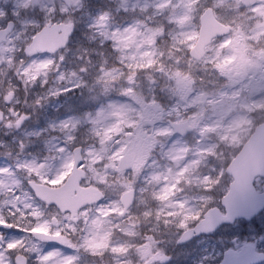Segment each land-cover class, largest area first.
I'll use <instances>...</instances> for the list:
<instances>
[{"label": "rangeland", "instance_id": "374dc122", "mask_svg": "<svg viewBox=\"0 0 264 264\" xmlns=\"http://www.w3.org/2000/svg\"><path fill=\"white\" fill-rule=\"evenodd\" d=\"M31 1L34 2L33 5H27L25 8L24 2H26V0H1V9L10 7L11 11L13 9L14 12H19V16L14 15L17 27L13 37L8 41L10 43L7 42L4 46L5 48L12 47L14 49V51L10 53L13 58V65L7 64V57L5 56L1 58L2 68L0 69V98H2L7 91L11 90L15 93L13 97L14 100L11 105H5L2 99H0V109L5 113V119H7L8 107H14L17 110H20L18 108L19 106L23 109V113L27 114V122L21 127L13 126L10 128L5 127L3 123L4 137H12L11 145L17 149L18 156L14 157L11 153L12 151L8 149L7 152L9 154L6 155V157L1 156L0 154V167L15 169L11 173V180L15 182L16 189L19 191L23 199L27 200V202L34 207L39 208L45 217L52 216L55 214V211L45 207L44 204H40L33 198V194L28 190L26 183H23L26 179H29V174L23 169H16V165L34 162L44 163L45 168L43 169V173L45 175L54 176L60 171L65 159L71 155L74 147L79 146L83 148V151L98 147V141L93 134V125L91 121L96 117L97 113L106 114L110 105L132 108L135 104V100L147 103L149 106L153 103L156 105V103L160 101L155 100V95L159 93L160 99L165 102V104L174 103L176 108H179V111L182 113L181 118L185 113L194 112L192 117L186 121L193 125L194 129V134L189 140H182L171 133L168 136L158 138L154 143L153 148L150 150L148 145L151 141L148 137L135 136L131 141L123 145L118 152L113 153L110 157V160L114 162L113 167H115L120 156L130 151L133 167L145 160V153L150 151L148 163L140 173L132 176V183L137 191V203L134 209H139L148 202L149 205H152L155 208V202L150 199V196L142 195L141 193L146 187V180L149 176L157 172H164L169 167H177V164L172 163L169 159V154L171 152L180 148H188L190 149L189 157L194 158L197 164H211L212 161H214L215 163L220 164V171L225 170L228 161L233 159V156L244 144V140L253 131L254 126L257 122L261 121V119L257 118L259 111L264 110V100H261L264 99V75L261 74L255 75V79L250 78L247 83L241 85L239 80L230 81L226 77L221 76L218 72L212 70L210 67L200 63L197 68L194 69L195 72H187L194 80L192 91L190 92V86L186 88L181 84L176 87L173 81H170L168 77L161 73L141 71L138 72L136 77L135 99H133L122 95V88L128 86L123 79L107 86L100 81L99 77L101 76V73L95 72L94 68L96 69L97 67L93 66L89 60V55H91V53H88L85 50L72 47L57 57L47 56L24 59L23 55H19V53L25 46L29 36H31V31L43 22L36 17L42 16L45 18L47 16L45 15L44 17L45 7L43 8V6L46 1L51 0H43V2L45 1L44 3L37 0ZM156 2L157 0H96L91 5L87 6V8H82L81 5L78 7H72L71 16L75 17L78 14L84 15L85 19H88L87 28L89 27V29L92 30L93 40H96V42H100L103 45L107 42L112 44V49L119 54V68H121V53L117 50L114 42L110 38L102 36L100 33L102 31L111 32L122 30L125 27H130L139 23L145 27H160L162 29V35L157 38L159 43L157 50L165 54L164 63L168 68L175 69L179 67L182 71L187 70V68L193 69L194 67L192 64H188L187 59L184 60L185 58L182 55L179 57V65H176L174 62H169V48H167V44L170 43V39L167 38L162 40V38H164L163 35L167 29H169V31L166 33V36L173 37L180 28L171 22L168 14L155 11L153 6ZM210 2L211 0H200L202 7ZM105 12L109 14L108 24L103 29L95 27L96 18ZM62 14L66 15V13ZM219 15L226 23L236 21L242 24L244 28H247L248 26L247 22L249 17L247 16V11H243L241 5L238 10L235 0H231L230 7L221 10ZM197 25L198 21L190 24L193 29L197 27ZM167 26H171L172 29ZM260 31L264 30H258L256 32L249 30L247 35L243 32H239L234 35L233 39L230 41L229 48L232 50L233 54L225 59V64L226 66L231 67L234 73H239L241 78H243L245 72H247L249 76H252L253 73L249 71L250 66L256 64L260 59H264V53H261L260 51H253L251 56H248L246 54L248 50L245 48V40L259 35ZM235 43L237 46L234 45ZM95 56L96 55H93L94 60L98 59V57ZM61 57L63 59H61ZM46 59L54 60L58 66V71L54 68L48 73L47 85L41 87L39 83L26 84L19 79L18 69L20 67V61L27 64L31 62H41ZM84 64L88 65V69L87 71L82 72L80 69L83 68ZM74 69L78 70L76 73L77 75L68 78L69 74L73 73L72 70ZM59 73H63L66 79L60 80L58 78ZM148 84L150 85L149 89H152V91L146 92L145 89ZM74 85L79 86L77 87ZM237 85H240V87L236 88ZM234 88L237 91L242 90L244 95L237 96L233 94H222L227 93ZM63 89L68 90L63 91ZM52 90L58 91L59 94L51 95L50 91ZM147 94L152 95L148 96ZM201 94L211 98L213 103L209 104L206 102L205 98H201L193 104L192 100ZM37 100L40 101L38 104L36 103ZM174 110L175 109L172 108L171 112H174ZM38 111H43L44 114L49 112H53V114L61 113V115L58 119H44L40 122L41 128H36L39 125L37 124L36 118ZM145 111H147V109H145ZM62 112L64 113V116L62 115ZM167 114L170 113L167 112ZM65 123H74L76 127L71 129V131H68L61 127V125ZM126 126L131 127V123H127ZM201 127L203 128V134L199 137L198 129ZM141 128L148 132H154L167 128V126L162 122H157V125L150 126L147 124V121H145V124L142 125ZM50 131L54 133L44 135ZM69 135L73 137L71 141L67 139ZM18 137H20L19 140H17ZM218 137H222L223 140L221 149L222 154L208 156L209 153L207 149L216 148L217 144L220 142ZM198 139L202 140L201 144L197 143ZM21 144L23 145V148L20 147ZM34 144H37V146H34ZM2 145L3 144L0 143V148ZM60 147L64 148L63 153L57 151ZM201 149L204 151H200ZM41 151L44 152V155L41 154ZM92 162L94 163V161ZM70 169L71 167L64 166L63 171L60 173L62 179L60 185L63 184L66 177L70 174ZM89 174L92 179H96V174L92 172L91 169H89ZM202 176L203 174L201 175L200 173L193 175L191 177L193 183L191 185H184L183 191L187 194V197L195 198L194 203L196 201L202 202L203 200H207L208 206L211 207L214 205L212 199L205 194L203 186L196 183L198 178ZM223 178L224 177L222 176L221 191L224 192L227 187V182L225 183V179ZM106 188L109 190V196L104 203L109 204L116 202V206L112 208V211H114L116 215L111 216L112 220L110 221L111 223H109L108 210L106 209L97 218L99 223L98 228L96 227L95 222H90L89 224L88 236H91L92 233H96L95 238H84L88 243V246L97 251L107 247V244H105L101 238L107 234L110 242V232L112 231V228L119 229L120 232L123 233L121 236L128 237L127 240H129L130 237L135 238L138 234L137 230L139 229V226L133 221V219L129 218V221L122 222V220L117 217L121 212L118 200L122 191L120 184L112 183L110 181L106 184ZM178 194H181V192ZM179 199L186 202V197L183 195L179 197ZM9 202L15 207V201ZM0 210H3L2 202H0ZM110 224L113 226L111 229ZM256 224L258 226V237L257 235H254L256 239L253 241V245L264 252V234L261 233V230L264 227V212L260 214L256 220ZM37 227L39 228V232L48 233L46 226L37 225ZM235 230L236 229H232V231ZM14 231L15 230L13 229L9 232H0V235H2V238L5 241L22 238L29 240L30 244H35L37 252L31 254L32 264H36V257L42 253L46 254L50 251H55L63 256L71 251L69 249L59 250L58 248H50L47 246L42 247L23 233L13 235L12 233ZM227 232L231 233V231ZM129 233L132 235H129ZM53 234L58 235V233L55 232ZM153 237V251L164 253L166 248L169 247L168 245H172V241L163 238L160 240V238L155 235H153ZM226 238L228 239L227 236ZM126 242H124L123 239H119L116 240L114 246H122L124 251H127L129 248L127 247V244L130 245V243L126 244ZM98 245L100 246L99 248ZM228 245L237 250L239 247L243 246V244L234 242V240H230ZM215 250H218V252L213 257L224 251L223 242L222 245H216ZM119 254L120 253L117 255L119 256ZM79 255L82 261L85 254L80 253ZM93 260V257L89 258L86 260L88 263H85L97 264V262ZM123 262L117 259L115 264H129L128 262ZM140 264H142V262ZM171 264H177V262L174 261Z\"/></svg>", "mask_w": 264, "mask_h": 264}, {"label": "snow or ice", "instance_id": "6c2138e0", "mask_svg": "<svg viewBox=\"0 0 264 264\" xmlns=\"http://www.w3.org/2000/svg\"><path fill=\"white\" fill-rule=\"evenodd\" d=\"M235 4L238 10L240 5L247 7V16L249 17L247 28H244L242 24L236 21L226 23L221 19L219 12L225 8H229L231 0H211L210 3L205 4L203 7L200 0H157L153 6L155 11L168 14L171 22L180 28L172 37V45L168 50L169 62L179 65V57L183 53L189 64L203 63L230 81L239 80L241 85L247 83L250 78L255 79V75L257 74L264 75V59H260L256 64L250 66L249 71L253 73L252 76H249L245 72L243 78H241L239 73H234L232 68L225 64V59L233 54L229 48V44L234 35L239 32L247 35L249 30L254 32L264 30V0H235ZM67 5L78 7L80 0H67ZM24 7L26 8L27 5L25 4ZM48 11L51 12L53 9H49ZM60 11L61 13H67L69 8L63 7ZM4 15L3 12H0V17ZM14 15L19 16V12H15ZM197 21H199L197 27L191 28L190 24ZM108 22L109 14L107 12L102 13L96 18L95 27L103 29ZM209 24L215 25V31L208 32L205 44L197 48V38L205 33ZM72 26L71 19L59 24H52L51 26L46 25L41 32L33 36V42L27 47L26 51L28 53H35L38 49H46L49 52H54L65 43ZM12 27L13 24L9 22L7 29L4 31ZM100 34L110 38L121 53V68L111 70L102 68L100 70L101 76L99 79L106 86L123 79L128 86L122 88V95L135 99V84L138 72L151 71L168 77L170 81L175 83L176 87L181 84L186 88L190 86V92L192 91L194 80L191 75L180 70L179 67L175 69L168 68L164 63L165 54L157 50V38L162 35L160 27L149 28L138 23L125 27L122 30L102 31ZM0 37H2V34H0ZM217 37H220V39L217 40ZM245 48L248 50L246 53L248 56H251L253 51L264 53V31H260L259 35L251 39H246ZM13 51L12 47H0V58L6 56L8 65H13V58L10 55ZM61 59L63 58L61 57ZM19 63L18 76L26 84L39 83L43 87L48 83V73L54 68L58 71V66L52 59L27 64L23 61ZM80 71L83 72L86 69L81 68ZM76 75L75 72L70 73L68 78L75 77ZM58 78L60 80L66 79L63 73H59ZM74 86L78 87L79 85ZM239 87L240 85L236 86V88ZM67 90L63 89V91ZM50 94L58 95L59 92L52 90ZM222 94L244 95L242 90L237 91L235 88ZM14 95L15 93L9 90L0 99H2L5 105H11ZM201 98H205L209 104L213 103L211 98L201 94L192 100L193 104ZM39 102V100L36 101L37 104ZM154 107H156L154 103L149 106L147 103L135 100L132 108L110 105L106 114L97 113L91 123L93 125V134L98 141V147L89 149L88 151H82L78 148L72 150L71 155L65 159L60 171L54 176L43 173V169L45 168L44 163L34 162L16 165V169H23L29 174L28 184L30 185V191L34 189L32 193L34 199L38 202L42 201L56 209L55 214L50 217H45L39 208L34 207L21 197L15 187V182L11 180V173L15 169L0 167V202L3 203V210H0V229H14L13 235L23 233L29 239L36 238L40 241L55 242L71 250L70 253L63 256L55 251H50L46 254L42 253L36 257V264H81L80 253L97 260L105 256H115L123 262L127 254L125 256H118L117 254L124 252V248L122 246H112L107 234L101 238L107 244V247H104L100 251L90 248L84 238H95L96 233L88 236L89 224L90 222H95L98 228L99 223L97 218L106 209L108 210L109 217L116 215L112 211V208L116 206V202L105 204L102 199L103 185L108 184L110 181L112 183H119L122 188L119 197L131 196L129 209L135 203L134 198L137 193L132 183V176L140 173L148 163L150 151L145 153V160L140 164L134 165L132 168L121 167L120 165L113 167L114 162L110 160V157L135 136L148 137L151 141L148 148L151 150L158 138L171 134L169 128H163L154 132L142 130L141 126L145 124V121L160 118L158 115H154ZM193 114L194 112L185 113L181 118V113L177 110L175 112L176 120L174 126L183 130L185 128V121L189 120ZM26 119L27 114L19 112L14 107H8L7 119H5V113L0 112V121H4L5 127H19ZM127 123H131V127L126 126ZM61 127L71 131L76 125L74 123H65ZM186 127L193 129V125L191 124H187ZM198 131L199 137H201L203 128H199ZM67 139L71 141L73 137L69 135ZM218 140L220 142L215 149H207L208 156L222 154V137H218ZM197 143L201 144L202 140L198 139ZM20 147L23 148V145L21 144ZM57 151L63 153L64 148L60 147ZM200 151L204 150L201 149ZM189 152L190 149L188 148H180L171 152L169 159L172 163L177 164V167H169L164 172H157L147 178L146 187L142 190L141 194L150 196V199L156 205L154 209L147 208L138 214H132L129 211L123 213L121 216V220L129 219L133 215L137 218L142 216L145 218V222H148L147 224L138 225L139 227L144 226L147 229L143 233L144 239L136 245L142 264H152L156 259H164L159 251L152 250L154 240L153 235L150 234V224L152 221H155L158 225L162 222L165 226L174 223L176 228L186 230L190 227V221L195 226H199L207 220V216L187 207L185 202L178 197V193L184 190V185H191L193 183L191 177L198 168V164L194 158L189 157ZM73 162H75L76 169L81 170L82 173L81 187H90L95 190L93 202L91 204H83L78 209L62 206L55 199L43 197L41 191H39L41 186L44 189L52 190L55 186L60 185L62 183L60 173L63 171L65 165L72 167ZM89 169L96 174V179H92ZM219 175L223 176V170H221ZM260 175H264V173H260ZM250 180L235 177L229 190V195L225 197V204L229 203L230 198L243 195L248 190ZM196 183L202 185L205 191H210L214 185L219 184V177L203 175L198 178ZM9 201H15V207ZM223 218L227 219V217ZM37 225L47 227V236L38 234L39 228ZM116 230L119 231V229ZM54 232L59 233L64 239L62 241L55 239L53 236ZM129 235L132 234L129 233ZM128 251L130 252L131 249ZM35 252H37L36 245L30 244L29 240L17 238L5 241L0 239V264H32L31 254Z\"/></svg>", "mask_w": 264, "mask_h": 264}, {"label": "water", "instance_id": "95a60500", "mask_svg": "<svg viewBox=\"0 0 264 264\" xmlns=\"http://www.w3.org/2000/svg\"><path fill=\"white\" fill-rule=\"evenodd\" d=\"M63 1L67 2V0ZM244 7L247 8L246 6ZM214 31L215 25L209 24L205 33L202 36L198 37L196 47L199 48L201 45L205 44L207 33ZM72 33L73 26L66 38L65 43L59 46L54 52H49L46 49H38L35 53H28L25 50V54H27V56L29 57L36 54H55L57 50L66 47L68 43L67 40ZM172 126L176 132L180 131L184 136L189 134L190 132V129L186 127V124L183 130L175 127L174 125ZM230 163L231 164L226 168L225 173L232 178V182L229 184V189L224 196L226 197L229 195V190L232 187L235 177H239L245 180L251 179L248 183V190L241 196H234L230 198L227 205L225 204L224 197L221 200V206L224 209V215H221L220 211L216 208L214 210L208 211L205 214V216H207V220L205 221V223L199 226H195L194 230L186 232L182 237V242H184V240L192 239L194 238V236L213 233L218 229L219 226L232 225L236 222V220H244L246 222L251 221L258 215L259 212L264 210V175H260V173H264V122L254 128V133L249 137L242 149ZM120 166L126 168L130 167L128 156L124 157L121 160ZM81 176L82 173L76 170V167L74 165L72 175L68 178L67 182L63 185L62 188L49 190L41 187L39 191H41L43 197H50L52 199H55L62 206L68 207L70 209H78L83 204H91L95 198V190H83L79 188ZM257 178L263 180V191L261 192H257L254 186V182ZM74 191L79 192V194L78 196H74L73 198H71V196L74 194ZM130 200V195L121 198L124 211L123 213L127 212ZM122 214L120 216H122ZM223 217H227V219H224ZM39 235L47 236L45 234ZM54 238L60 240L58 237ZM37 240L40 241L39 239ZM40 242L44 243L45 241ZM45 243H48L50 245H60L55 242ZM222 260L223 261L220 264H260L264 262V255L262 253L257 254L255 252V249L252 246L248 245L247 247H245V249L241 250L238 253L234 252L233 250H227V252L224 253Z\"/></svg>", "mask_w": 264, "mask_h": 264}, {"label": "flooded vegetation", "instance_id": "af4514ba", "mask_svg": "<svg viewBox=\"0 0 264 264\" xmlns=\"http://www.w3.org/2000/svg\"><path fill=\"white\" fill-rule=\"evenodd\" d=\"M29 1L31 0H26V2H24V4L30 6L33 5L34 2L31 1V3H29ZM41 3H44L43 0H37ZM1 0H0V12H3L5 15L3 17H0V30H2V28H5L9 22L14 23L15 28L17 27V22H16V18L14 16V10L10 7H6V8H2L1 9ZM60 0H51V1H46L43 8L45 7V15H47L45 18H43L42 16H38L36 18L42 20L43 22L39 24L38 27H36L33 31H31V36H29L28 40L33 38L34 35H36L37 33H39L42 29H44V27L48 24H56V23H62L63 22V17H62V13L60 11ZM80 4L83 5V3L80 2ZM72 8V6H71ZM70 8V9H71ZM49 9H53V11H49ZM72 14V12H71ZM76 28V23L73 22ZM31 41V40H30ZM235 46L236 43L234 44ZM186 60V58L184 59ZM184 72H192L190 70V68H187V70H185ZM147 92V91H146ZM148 96L152 95V94H147ZM156 100V97H155ZM160 101H162L160 99ZM158 103V105H157ZM156 103V107L153 108V113L154 115H158L160 118L159 119H152L150 121H147V124H149L150 126H155L157 125V122H162L164 123L167 128L170 129L171 133L177 137L180 138L182 140H189L190 137H192V135L194 134L192 132V134H190V136L186 137V138H181L178 137L177 135H175L173 133V130L171 128V124L175 123L176 120V116H175V112L177 110H179V108H176V105L174 103H160L157 102ZM174 108V112H171V109ZM167 112H169L170 114H167ZM181 113V112H180ZM182 114V113H181ZM185 123L190 124L188 122L185 121ZM2 129V128H1ZM188 143V142H187ZM192 146V145H190ZM130 152H127V154H129ZM130 155V154H129ZM220 165L218 163H215L214 161H212L211 164H205V165H199L198 164V168L195 170V174L200 173L201 175H210L213 177H219V184L214 185L212 187V189L210 191H205V194H207V196L212 199L214 205L209 207L208 206V201L207 200H203L202 202H198L195 201V198H190L187 197V194L184 193V191L181 192V194H178V197H181L182 195L184 197H186V206L189 208H192L198 212L201 213H205L206 211H208L210 208H214L217 207L219 208L220 206V200L223 197L221 194V190H219L220 185ZM137 198V195H136ZM45 207H47L45 205ZM52 209L53 211L56 212L55 208H51V207H47ZM147 208H151L150 205L147 203L145 204L143 207H140L139 209H132V207L129 209V211L132 214H138L144 210H146ZM132 209V210H131ZM137 211V212H136ZM131 217H135L130 216ZM132 219V218H131ZM109 220H111V217L108 218V222ZM123 222H127L129 221V219H124L122 220ZM133 221H135L137 223V225H142L143 223L147 224L148 222H145V218L144 217H135L133 219ZM110 223V222H109ZM189 229H178L175 227V224H169L168 226H165L162 222L158 225L155 221H152L150 224V228H151V235H155L158 238H160V240L163 239H167L170 236V240L172 241V245H168L169 247L166 248V251L164 253H161V255L164 257V259H156L152 262V264H171L174 261L177 262V264H217L219 263L222 257V253L224 252H220L218 255H216L215 257H213L218 250H215L216 245L220 244L222 245V242L224 240V236H223V231L222 230H218L215 231V233L212 234H205V235H200V236H194V238L189 239V240H184V242H182V237L186 232H189L191 230H193L194 228V224L193 222H189ZM112 224H110V229L112 228ZM147 229L142 226L139 228L138 232L140 234H142V237L138 238L139 240H136L134 242L131 241L132 244H130V246L127 244L128 250L131 249V251L129 252L124 251L123 253H120L119 256H125L127 254L126 259L124 260L123 263L128 262L129 264L131 263H135V264H140L142 261L139 258L138 255V250L136 248L137 243L141 242L144 237H143V233L146 231ZM117 230L116 228H112V231L110 232L112 237H110V244L112 246H114L116 240L114 241L113 237H116V233ZM170 232V235H169ZM47 233V232H45ZM55 235V234H53ZM59 235V233H58ZM62 238V240L64 239L62 236H60ZM48 247V246H47ZM67 248L63 247L62 249L59 250H66ZM84 259L83 261L86 262V260H88L89 258H92L91 256H86L84 255ZM117 260V258L115 256H105L102 259H99L97 264H115V261Z\"/></svg>", "mask_w": 264, "mask_h": 264}, {"label": "trees", "instance_id": "16d2710c", "mask_svg": "<svg viewBox=\"0 0 264 264\" xmlns=\"http://www.w3.org/2000/svg\"><path fill=\"white\" fill-rule=\"evenodd\" d=\"M83 45H84V46H87V45H86V43H83ZM87 47H88V46H87ZM107 60H108V61H110V59H107ZM223 179H225V183H226V182H227V177H226V176H224V178H223ZM243 239H245V238H243ZM228 242H229V241H228Z\"/></svg>", "mask_w": 264, "mask_h": 264}]
</instances>
